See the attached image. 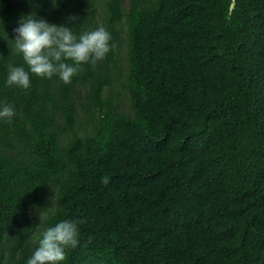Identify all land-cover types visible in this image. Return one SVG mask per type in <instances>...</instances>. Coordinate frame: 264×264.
<instances>
[{"label":"trees","instance_id":"obj_1","mask_svg":"<svg viewBox=\"0 0 264 264\" xmlns=\"http://www.w3.org/2000/svg\"><path fill=\"white\" fill-rule=\"evenodd\" d=\"M29 12L110 51L6 85ZM0 100V264L60 219L63 264H264V0H0Z\"/></svg>","mask_w":264,"mask_h":264},{"label":"clouds","instance_id":"obj_2","mask_svg":"<svg viewBox=\"0 0 264 264\" xmlns=\"http://www.w3.org/2000/svg\"><path fill=\"white\" fill-rule=\"evenodd\" d=\"M13 32V48L24 63L10 65L4 83L21 89L31 87L30 74L57 76L70 83L84 64L94 65L111 48V35L102 25L76 34L65 24L51 23L35 12L22 15ZM14 116V107L0 100V120L10 121ZM101 182L107 184L108 177H102ZM49 207L55 215L52 202ZM79 223L83 220L60 219L46 227L25 264H63L67 250L78 243Z\"/></svg>","mask_w":264,"mask_h":264},{"label":"rangeland","instance_id":"obj_3","mask_svg":"<svg viewBox=\"0 0 264 264\" xmlns=\"http://www.w3.org/2000/svg\"><path fill=\"white\" fill-rule=\"evenodd\" d=\"M120 53L124 54L123 49H121ZM115 84L116 85L114 86V90L118 93V99H119L120 107L122 109H124V110H127V107H128V96H127L126 93H124L122 91L121 86L119 85L120 84L119 81H117ZM82 120H84V119L82 118Z\"/></svg>","mask_w":264,"mask_h":264}]
</instances>
